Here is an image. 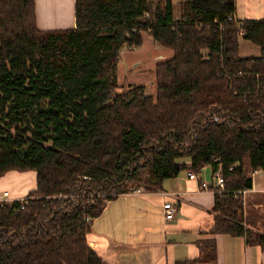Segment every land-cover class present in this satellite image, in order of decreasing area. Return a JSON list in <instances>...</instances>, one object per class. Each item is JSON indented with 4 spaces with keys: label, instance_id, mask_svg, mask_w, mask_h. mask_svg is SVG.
Listing matches in <instances>:
<instances>
[{
    "label": "trees",
    "instance_id": "trees-1",
    "mask_svg": "<svg viewBox=\"0 0 264 264\" xmlns=\"http://www.w3.org/2000/svg\"><path fill=\"white\" fill-rule=\"evenodd\" d=\"M180 1L175 19L174 0H76L74 29L43 30L36 0H0V177L38 181L24 207L0 205V264H109L87 240L105 198L161 189L185 157L224 176L212 231L264 246L238 194L264 167V20H229L236 0ZM144 33L174 52L155 94L118 82L121 49ZM241 36L258 56H240ZM216 244L176 264L215 263Z\"/></svg>",
    "mask_w": 264,
    "mask_h": 264
},
{
    "label": "crops",
    "instance_id": "crops-1",
    "mask_svg": "<svg viewBox=\"0 0 264 264\" xmlns=\"http://www.w3.org/2000/svg\"><path fill=\"white\" fill-rule=\"evenodd\" d=\"M179 2L184 5L180 0L173 2L175 19L181 16L176 14ZM35 3L41 29L76 27V0H36ZM236 8L239 19L264 20V0H236ZM190 161L179 162L183 166L180 174L166 179L159 190L105 198L104 209L93 219L87 234L89 245L109 264H176L199 256V239L213 238L217 243V261L196 264H264V246L250 243L247 232L232 235L212 231L217 215L214 191L218 187L217 174L210 165H205L198 179H191ZM252 181V187L244 194L243 224L264 234V169L253 174ZM37 182L36 171H10L0 177V195L8 192L7 199L12 202L28 195ZM203 182L210 183V187L204 189ZM166 200L179 202L175 218L170 220L164 218Z\"/></svg>",
    "mask_w": 264,
    "mask_h": 264
},
{
    "label": "rangeland",
    "instance_id": "rangeland-1",
    "mask_svg": "<svg viewBox=\"0 0 264 264\" xmlns=\"http://www.w3.org/2000/svg\"><path fill=\"white\" fill-rule=\"evenodd\" d=\"M184 8L182 3L177 4L176 14L180 16ZM144 43L141 47L133 50L123 47L120 51L117 74L119 83L144 85L148 94L156 93V64L160 61L171 58L173 50L162 46L154 41L149 33H144ZM240 50L242 56H253L260 53L258 45L247 40L243 36L240 38ZM207 54V50H203ZM240 52V51H239ZM188 158H181L179 162ZM189 160V159H188Z\"/></svg>",
    "mask_w": 264,
    "mask_h": 264
},
{
    "label": "built area",
    "instance_id": "built-area-1",
    "mask_svg": "<svg viewBox=\"0 0 264 264\" xmlns=\"http://www.w3.org/2000/svg\"><path fill=\"white\" fill-rule=\"evenodd\" d=\"M228 19L229 20H235V21L239 20V18L236 16V13L229 15ZM263 169H264V167L250 169L249 173L251 175H253V174L258 173V171H261ZM198 173H199V171H195L193 169H189L188 170V177H190L191 179H198V175H199ZM215 174H217L216 175L215 184L218 187L214 191L216 192V194L218 193V194L221 195V194H223L224 192L227 191L226 188H225L224 176H223V174H222L220 169ZM84 178H89V177L85 176ZM202 187L204 189H207V188L210 187V183L203 182L202 183ZM145 191H146V189H145L144 186H138L135 189H133L132 191H130L129 193H137V194L140 193L141 194V193H144ZM246 191H247V189L240 190L238 192V194H241L243 196L244 204H245L244 194L246 193ZM81 195L82 194H78L77 196H81ZM84 195H82V196H84ZM7 197H8V192H4L3 195H0V205L1 206L6 204V203H8V202H10L7 199ZM57 197L64 198L66 196L63 195V194H58ZM28 198H29L28 195H26L25 197L20 198L22 203H23L22 207H24V203L28 200ZM16 200H18V199H16ZM178 207H179L178 200H166L163 203V211H164V215H165L164 218L169 219V220L175 218V214H176V212L178 210Z\"/></svg>",
    "mask_w": 264,
    "mask_h": 264
}]
</instances>
